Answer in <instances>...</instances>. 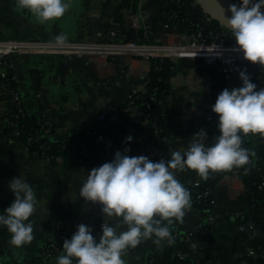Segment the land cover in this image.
Segmentation results:
<instances>
[{
  "label": "crops",
  "instance_id": "0c3cea01",
  "mask_svg": "<svg viewBox=\"0 0 264 264\" xmlns=\"http://www.w3.org/2000/svg\"><path fill=\"white\" fill-rule=\"evenodd\" d=\"M223 1L227 8L230 3L238 2ZM178 8V0H70L63 16L40 23L31 12L19 9L16 0H0V39L54 40L56 35L66 34L67 41L97 37L111 41L110 32L118 26V41L161 46L182 41L186 35L174 19ZM134 17L138 26L132 23ZM173 64L170 92L164 96L165 108L178 98L181 104L173 120V138L162 150L152 141L151 126L140 106L135 105L103 131L101 140L93 143L83 156L63 155L47 160L27 152L20 139L5 131L9 104L8 78L3 73L7 72L9 79L12 77L15 81L28 114L36 123L51 119L54 129L49 139L59 142L96 123L110 110H117L128 101L130 94L144 91L151 61L127 50L117 51L115 56L97 52L68 55L56 50L24 51L0 61V211L14 199L8 182L16 175L28 180L38 200L29 218L34 235L30 243L20 247L11 245L7 227L0 226V264H56L58 256L40 262L38 255L58 225L72 234L76 225L83 222L99 237L103 222L101 207L85 201L80 196V186L87 171L110 160L116 150L124 149L129 134L133 139L128 142V155L144 154L159 160L166 159L169 150L181 143L186 145L193 133L205 127V121L213 114L209 106L223 84L216 74L203 69L200 61L188 53H179ZM239 66V69L246 68ZM253 66L254 74L246 70L253 82L263 87L262 78ZM239 69L233 76L234 81L229 82L230 88L241 84ZM249 138L255 162L264 176V137L249 133ZM241 171L242 166L224 170L214 188L207 214L200 216L190 206L182 222L173 218L171 232L175 225H182L198 243L196 253H187L189 258H197L196 264H245L246 244L235 220L247 212L254 198L243 184ZM177 176L185 187L201 179L191 169L178 172ZM175 245L165 241L157 246L152 239H146L129 248L123 258L125 264H150L151 260L158 261L157 255L165 248Z\"/></svg>",
  "mask_w": 264,
  "mask_h": 264
},
{
  "label": "clouds",
  "instance_id": "9594fccd",
  "mask_svg": "<svg viewBox=\"0 0 264 264\" xmlns=\"http://www.w3.org/2000/svg\"><path fill=\"white\" fill-rule=\"evenodd\" d=\"M17 7L31 12L44 23L59 18L70 7V0H16ZM225 26L235 38L234 49L243 58L264 66V0H238L228 6ZM66 34L54 37L57 47L67 43ZM2 74V73H0ZM239 86L223 88L209 107L217 115L218 133L208 143L204 128L193 133L187 144L169 150L168 157L128 155L133 137L112 158L87 171L80 196L98 203L103 222L99 237L85 223L76 225L70 238H64L63 254L56 264H125L123 254L146 239L161 246L174 242L170 226L182 222L191 206L190 191L177 173L195 170L202 179L211 172L240 167L249 162L250 149L243 147V135L264 137V87L253 82L246 68L238 71ZM8 187L13 201L0 211V226L11 234L9 243L20 247L34 239L29 219L38 200L28 180L14 176ZM174 218V219H173ZM111 221V222H110Z\"/></svg>",
  "mask_w": 264,
  "mask_h": 264
},
{
  "label": "built area",
  "instance_id": "2783aa9c",
  "mask_svg": "<svg viewBox=\"0 0 264 264\" xmlns=\"http://www.w3.org/2000/svg\"><path fill=\"white\" fill-rule=\"evenodd\" d=\"M179 2V0H178ZM198 5L195 0L191 2V7L196 8ZM200 21L198 24V29L192 33H186L182 41H178L172 44H163L161 46H154L152 44L140 42V41H118L119 37V27L116 26L114 30L110 32L111 41H104L100 37L91 39V40H76L68 41L64 46L57 47L54 43V40H35V39H0V61L3 59L6 60V57L12 54H19L24 51H63L65 54H89L93 52L103 53L109 56H115L117 51L127 50L133 52L135 55H138L146 60L150 57L155 56H164L169 57L171 52H176L177 54L183 53L187 54L195 59H198L201 63V66L206 71H212L219 77V80L224 87H228V84L231 78L235 75L236 71L239 69V64L237 63V58L240 54L239 51L235 50L233 45L235 44V38L229 39L230 33L229 30L223 29L222 31L216 30L214 20L210 18L206 13L201 9L199 11ZM132 23L135 26H138L137 17H134ZM163 51L164 53H158L157 51ZM4 77L9 79L7 72L3 73ZM8 90V104L14 106L16 109L15 118L27 115L28 111L24 105L23 97L20 94L18 88L7 86ZM134 94H130L128 97V103L126 106L119 109L110 110L105 115L99 117L98 121L94 125L87 128L85 131L79 133L75 137L76 145H71L72 156L81 157L89 149V145L97 143L101 140L103 131L102 129H108L111 127L122 114L129 112L134 104L132 98ZM155 100L154 97H151V100L147 101L142 107V113H147L151 109V101ZM156 119V118H155ZM7 128H11V134L19 139L21 131L17 128V120L7 117ZM157 129L158 125L154 121L151 125ZM40 138L45 140H50L49 136L54 129V124L49 118H45L40 122ZM204 129H207L205 125ZM156 131V130H155ZM157 132V131H156ZM38 138L36 135L29 134L27 136L26 142L22 141L24 148L27 152L30 153V144L37 141ZM48 145H41L40 151H34V154L37 157L52 160L56 157L49 156L46 154L45 150L48 149ZM66 148V147H64ZM242 173V171H241ZM199 181L195 182L194 185H199ZM264 187V180L260 185V188ZM198 197H203V194H199ZM254 201V200H253ZM252 201V202H253ZM210 220H213V217L209 216ZM245 225H240L237 228V231L244 230ZM71 233L63 228L61 225L57 226L56 233L53 236H50L45 243L41 246L39 250L38 260L48 261L56 256L62 254V244L64 238H70ZM179 234L174 233V242L178 240ZM181 239L187 245V251L179 252L178 255L180 259L188 258L187 253L194 254L198 251V243L193 239L191 232L185 231L184 235L181 236ZM245 264H256L255 262L249 261L247 258H255L256 251L255 248L249 245H246L245 249ZM21 264V263H19ZM27 264V262H24ZM33 264V263H30Z\"/></svg>",
  "mask_w": 264,
  "mask_h": 264
},
{
  "label": "trees",
  "instance_id": "16d2710c",
  "mask_svg": "<svg viewBox=\"0 0 264 264\" xmlns=\"http://www.w3.org/2000/svg\"><path fill=\"white\" fill-rule=\"evenodd\" d=\"M193 0H179L178 2V11L175 21L178 23L183 32L192 33L198 29V24L200 21V7L196 8L191 7V2ZM216 30L222 31L226 29L214 21ZM227 30V29H226ZM142 34V32H140ZM229 39H233L231 31H229ZM151 61V68L148 74V83L144 91L135 93L132 98L134 104L144 107L145 103L151 100V97H154L155 100H152L151 109L147 113H143V117L149 122L150 126L155 121L158 125L157 129L151 126V138L155 142L156 146L162 150L167 146L173 138L172 127L174 116L181 104V98L176 99L171 103V105L166 109L165 108V99L170 92V72L173 67V62L169 57L164 56H152L149 59ZM255 65L256 74L262 78L263 87H264V66ZM12 74L10 75V77ZM12 78V77H11ZM7 80V86L9 88L15 87L16 83L13 79ZM229 87V84H228ZM223 88H225L223 86ZM230 88V87H229ZM216 99V98H215ZM214 99V102H215ZM126 102L121 107L127 105ZM8 117L17 120V128L21 131L19 139L23 142H26L27 136L29 134L36 135L38 140L30 144V153L34 156V151H42L40 149L41 145H48L49 148L45 150L46 154L49 156H63V155H72L71 145H76L75 137L85 131L90 126L89 125L77 133L73 134L67 140L63 141H52L45 140L40 138V123H36L30 114L27 113L25 116L15 118L16 109L14 106L8 105ZM119 107V108H121ZM117 108V109H119ZM156 118V119H155ZM207 126V133L209 136L208 143L213 142L212 137L218 133L216 127L217 124V115L213 112L210 118L205 121ZM102 129L100 131H105ZM157 132H156V131ZM7 133H11V128H6ZM92 144L89 145L91 147ZM243 147L250 149V159L249 162L242 166L241 178L245 187L252 193L254 201L250 204L247 212L243 215H239L236 218L235 223L238 228L240 225H245L244 230H240L239 235H241L242 240L246 245L252 246L255 248L256 257L247 258L251 262L256 264H264V187L260 188L261 183L264 180L262 172L257 166V163L254 159V154L250 144L249 134L243 135ZM66 147V148H64ZM224 175V170H218L211 172L207 179H200L199 185H191L187 187L190 191L191 197V207L192 212H198L200 216L207 214L209 211L212 201H213V191L220 179ZM203 194V197H198L199 194ZM186 229L182 225H175L172 229V235L175 232L179 234L178 240L174 247L165 248L161 254L157 255L158 261L151 260L150 264H196L195 259L186 258L180 259L178 253L187 251V245L181 239V236L184 235ZM244 258H246L244 256ZM243 258V259H244ZM195 261V262H194ZM23 264V263H21ZM30 264V262H27Z\"/></svg>",
  "mask_w": 264,
  "mask_h": 264
},
{
  "label": "water",
  "instance_id": "95a60500",
  "mask_svg": "<svg viewBox=\"0 0 264 264\" xmlns=\"http://www.w3.org/2000/svg\"><path fill=\"white\" fill-rule=\"evenodd\" d=\"M195 1L204 13H206L208 16H210L211 19L219 23V25L226 28L225 15H230V13L228 12V8L223 0H195ZM177 57L178 54L176 52L170 53V59L172 60V62L175 63L177 61ZM237 63L239 65H244L248 71L254 74L253 63L244 59L242 53L239 54L237 58ZM231 80L234 81V77H232Z\"/></svg>",
  "mask_w": 264,
  "mask_h": 264
},
{
  "label": "rangeland",
  "instance_id": "374dc122",
  "mask_svg": "<svg viewBox=\"0 0 264 264\" xmlns=\"http://www.w3.org/2000/svg\"><path fill=\"white\" fill-rule=\"evenodd\" d=\"M246 247V246H245ZM245 250V249H244Z\"/></svg>",
  "mask_w": 264,
  "mask_h": 264
}]
</instances>
